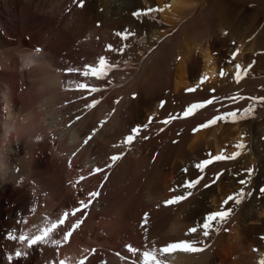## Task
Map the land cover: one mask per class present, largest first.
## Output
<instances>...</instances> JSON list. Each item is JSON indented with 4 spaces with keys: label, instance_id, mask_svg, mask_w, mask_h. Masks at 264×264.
Masks as SVG:
<instances>
[{
    "label": "bare ground",
    "instance_id": "6f19581e",
    "mask_svg": "<svg viewBox=\"0 0 264 264\" xmlns=\"http://www.w3.org/2000/svg\"><path fill=\"white\" fill-rule=\"evenodd\" d=\"M82 2L83 7L78 0H0V264H10V256L11 264H78L93 250L86 264H132L125 245L143 250L199 238L185 233L241 188L246 197L240 205L230 203L231 218L210 234L206 250L174 253L168 264H259L264 104L226 97H264V0ZM116 32L134 35L122 42ZM123 43L128 45L123 55L106 51L109 44ZM101 55L118 66L106 80L66 75V69L95 64ZM236 64L247 70L239 84ZM73 81L101 90L77 91ZM191 87L197 91L187 92ZM208 98L216 104L188 119L161 123ZM93 100L99 103L88 107ZM249 106L255 108L249 121L193 131L217 110L242 112ZM137 126H146L141 137L148 138L122 144ZM238 143L246 148L237 159L213 163L203 173L195 168L215 155H232ZM118 153L123 158L107 168L108 157ZM96 167L106 172L92 175ZM198 176L204 179L188 200L164 206L186 191L180 185ZM80 177L86 179L77 184ZM93 191L101 195L68 242L31 250L19 242V236H31ZM145 213L150 222L142 228ZM80 216L70 217L54 239L62 241ZM18 251L25 257L17 259Z\"/></svg>",
    "mask_w": 264,
    "mask_h": 264
},
{
    "label": "snow or ice",
    "instance_id": "6c2138e0",
    "mask_svg": "<svg viewBox=\"0 0 264 264\" xmlns=\"http://www.w3.org/2000/svg\"><path fill=\"white\" fill-rule=\"evenodd\" d=\"M79 6L83 7L82 0H78ZM149 11H159V10H149ZM136 16L141 15H147V13H135ZM115 35L122 41L127 42L129 41L130 37L133 36V33L129 32H116ZM127 43H123L122 47L115 48L112 44H109L106 46V51L110 53H116L118 55H123L125 48H127ZM39 51V49H37ZM236 55L238 53H233V59H235ZM118 66L114 63H110L108 57L105 55H101L97 58L95 64H85L83 68H68L66 69V75H72V74H78L82 77H87L90 79H94L97 81H103L108 78L109 74L116 69ZM235 75L234 80L237 84L241 82V79L243 76L247 74V70L243 69L241 65L236 64L235 65ZM221 77H224L225 73L223 70L219 73ZM208 78L205 77L201 79L200 84L205 83V81ZM76 85L77 91H86L89 94H94L101 89L94 86H89L86 83L83 82H76L73 81ZM197 91L196 87H191L187 89V92L194 93ZM214 93V89L212 90ZM226 99L232 101L233 103H236L240 101L241 99H248L251 100L253 104H264V97H248L243 98L238 95H233L230 97H226ZM216 100L214 98H208L202 102H196L192 103L189 106H187L180 114H173L170 115L167 119H164L161 121L162 124L168 125L174 120L177 119H188L192 116H194L197 112H199L202 109L207 108L210 105H215ZM99 103L97 100H93L91 104L88 105V107H95L96 104ZM164 105L161 104V107ZM255 108L252 106L246 107L243 109L242 112H238L235 110H229L223 113H220L219 110H217L218 114L215 115L210 120H207L200 125H198L193 131H200L201 129H206L211 126L216 125L218 122H231V123H237L244 119H247L252 113H254ZM151 118L149 119V123H151ZM146 126H137L133 127L130 130V133L126 135L121 142L122 144L126 146H131L135 143L136 139L138 137L147 139L148 137H141V131L142 128ZM94 134V133H93ZM92 139V135H89L85 140V145L88 144L89 140ZM115 147V146H114ZM235 147L238 149V151L234 152L230 156H225L224 154L215 155L212 157V159H205L202 162H199L195 164V168L203 173L204 170L209 167V165L216 163V162H222V161H229V160H235L237 159L241 154L242 151L246 148V145L244 143H238L235 145ZM123 158V153H118L111 155L108 157L109 163L107 164V168H112L115 166L116 162L121 160ZM69 167H71V162H69ZM185 172L188 170L185 169ZM252 169H247L246 172L248 175L252 174ZM101 172H106V168L96 167L92 175L99 174ZM219 175H217V179L219 178ZM86 177H80L79 180L76 181L77 184L81 183ZM204 179L203 176H198L195 179L192 180H186L182 185L179 187H182L186 191L181 195H176L166 201H164L165 207H171L178 205L182 203L183 201L188 200L193 195V190L197 188L198 185L201 184V181ZM239 183L241 185H245L247 183L246 180H240ZM75 186V185H73ZM207 187L208 185H204ZM176 189H171L170 191H175ZM261 191H264L262 189ZM101 195L100 191H93L88 193L87 201L84 199L79 200L78 206L73 207L70 211L65 210L58 219L51 221L49 224L44 225L42 227H38L36 232L32 234L31 236H25L21 235L19 236V242L24 243L26 242L28 249H33L35 246H42L46 245L49 242L53 243L54 245H61L62 242L66 243L69 241V239L73 236V233L81 227L83 224L84 218H86L87 211L90 209L94 203V201L99 198ZM246 197V192L243 188L235 194L229 195L222 203L220 210L211 212L203 217V220L201 223L196 224V226H193L187 230L185 233V236H192L194 234L199 233V238H191V239H181L176 241H171L165 243L163 246H156L153 244L152 246L145 245L143 250L140 248H137L133 245H125L127 253L131 254V256L134 258L132 261V264H168V258L171 257L174 253L181 252V253H187V254H194V253H201L206 250L207 245L205 244V241L210 237V234L213 232H219L221 229L226 225L229 221V219L232 216V209L228 207L230 203L234 202L236 205H240L244 198ZM81 214L80 218H77L74 223H71V226L67 228L66 231L62 234V241L59 239H54V236L58 234V230L65 226V224L68 222L70 217H77V214ZM149 217L148 214L145 213L142 218L141 227L146 228V226L149 223ZM226 230V229H224ZM10 241H16L17 237L13 235H9ZM264 239V237H262ZM203 245V246H202ZM95 252V250H93ZM137 254H139V259H135L137 257ZM17 259H22L25 257V253L22 252H16L15 253ZM118 256H120V253H117ZM127 257L121 256V259H126ZM8 260L11 264L12 257H8ZM87 258L80 261V264H86ZM60 264H65L64 261H60ZM259 264H264V260H261Z\"/></svg>",
    "mask_w": 264,
    "mask_h": 264
},
{
    "label": "rangeland",
    "instance_id": "374dc122",
    "mask_svg": "<svg viewBox=\"0 0 264 264\" xmlns=\"http://www.w3.org/2000/svg\"><path fill=\"white\" fill-rule=\"evenodd\" d=\"M229 60H230V62L233 61V59H232L231 57H229ZM253 94H254V93H253ZM253 94L250 93L248 96H247V95H246V96L244 95V96H241V97H245V98H246V97L248 98V97H251V96L254 97ZM226 100L228 101V99H226ZM228 102H232V101L229 100ZM251 118H252V117H251ZM251 118H247V119H248L247 121H249ZM11 130H13V129L11 128ZM88 190H89V189H87L86 191H88ZM51 264H52V263H51Z\"/></svg>",
    "mask_w": 264,
    "mask_h": 264
}]
</instances>
